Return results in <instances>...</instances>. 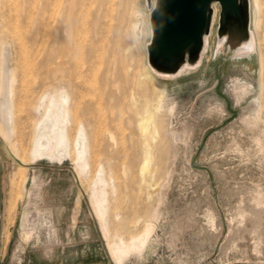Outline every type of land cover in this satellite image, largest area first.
Returning a JSON list of instances; mask_svg holds the SVG:
<instances>
[{
    "label": "rangeland",
    "instance_id": "1",
    "mask_svg": "<svg viewBox=\"0 0 264 264\" xmlns=\"http://www.w3.org/2000/svg\"><path fill=\"white\" fill-rule=\"evenodd\" d=\"M216 7L200 64L166 76L148 65L146 0H0L10 264L68 238L69 256L109 264H264V0L248 55L236 27L218 49ZM52 130L66 145L37 152Z\"/></svg>",
    "mask_w": 264,
    "mask_h": 264
},
{
    "label": "water",
    "instance_id": "2",
    "mask_svg": "<svg viewBox=\"0 0 264 264\" xmlns=\"http://www.w3.org/2000/svg\"><path fill=\"white\" fill-rule=\"evenodd\" d=\"M146 2L150 9L152 31L148 43V63L155 68V72L176 73L187 58L193 62L199 60L205 36L211 34L215 2L220 4L218 33H226L225 43L229 38L230 26L235 25L244 32L243 40L247 35L250 21L249 0H154L153 3L152 0H146ZM200 62H196L191 68Z\"/></svg>",
    "mask_w": 264,
    "mask_h": 264
},
{
    "label": "crops",
    "instance_id": "3",
    "mask_svg": "<svg viewBox=\"0 0 264 264\" xmlns=\"http://www.w3.org/2000/svg\"><path fill=\"white\" fill-rule=\"evenodd\" d=\"M11 167L14 168L0 146V264H10V248L14 243V223L11 222L10 210L13 201V187L9 175ZM62 209L66 208L62 206ZM66 226L69 228V223ZM67 241V247L57 248L49 254L30 252L29 264H109L99 253L83 252L69 256V238Z\"/></svg>",
    "mask_w": 264,
    "mask_h": 264
},
{
    "label": "bare ground",
    "instance_id": "4",
    "mask_svg": "<svg viewBox=\"0 0 264 264\" xmlns=\"http://www.w3.org/2000/svg\"><path fill=\"white\" fill-rule=\"evenodd\" d=\"M153 2H154V0H152V3ZM249 4H250V21H249V25H248V29H247V35H246L245 39L243 40V42L241 43V45L236 48V50L241 52L243 55H248L249 52L251 53L253 51V49H254V46H255V33H254V30L251 27V22H252V18H251V0H249ZM213 6H214V17H213V23L212 24H214V22L216 20V17H217V12H218L217 11L218 9L216 7L217 6L216 2L213 4ZM217 34H218L217 44H218V49H219V47H220V45H222V43L226 44L225 40L227 39V37H226V33H218V28H217ZM151 36H152V31H151ZM209 36L210 35H206L205 36L204 48H203V51H202L198 61H194L193 62V61L189 60V58H187L186 61L184 62V64L179 69V71H177L176 73L162 72V71H157V72H159L160 74H165L166 76H170V75H175L177 73H182L183 71H186V70L190 69L192 66H194V64L196 62H200L201 61V58L203 57V54H204V51H205V48L209 44ZM226 45H228V44H226ZM147 52H148V44H147ZM148 65L155 72V68L152 67L150 64H148ZM9 113H10V109H9ZM143 122H142V124H143ZM143 127L146 128L147 124H143ZM145 128H142V130H145ZM66 141H67L66 140V135L63 132V130H59L58 132H56L55 130H52L51 135L48 132L45 131V132H42L41 135L36 139V141H35V150L37 152H42V153H47L49 155H52L59 147L66 145ZM143 145H144L143 146V153L145 154L144 167H145V169H146V167L148 169V166H150V163H152L151 161H152L153 156H154L153 155V151H152L153 149L151 148V144L149 142H147V141L144 142ZM154 157H156V156H154ZM158 157L159 156H157V158ZM157 163H160V161L157 162ZM143 170H144V168H143ZM103 200H104V198H103ZM98 209H99L100 213L103 215L104 211L106 210L105 204H104L103 201H99ZM141 236L136 237L129 244H124L123 241H122L123 239L120 238L121 241L112 249V252L115 255H117V260H121L122 259L121 255H122L123 252H125L127 250L128 246H130V247L133 246L135 248H139L140 246L145 244V242L147 241V237L145 236L146 237L145 238V237H141ZM143 236H144V234H143Z\"/></svg>",
    "mask_w": 264,
    "mask_h": 264
},
{
    "label": "flooded vegetation",
    "instance_id": "5",
    "mask_svg": "<svg viewBox=\"0 0 264 264\" xmlns=\"http://www.w3.org/2000/svg\"><path fill=\"white\" fill-rule=\"evenodd\" d=\"M235 27L238 28V27L235 26V25L229 27V36L231 35V32H232L233 28H235ZM239 29H240V28H239ZM228 39H229V38H228ZM227 41H228V40H227Z\"/></svg>",
    "mask_w": 264,
    "mask_h": 264
}]
</instances>
